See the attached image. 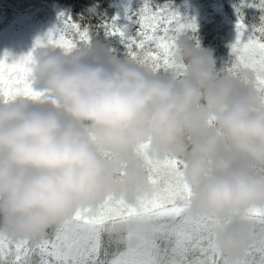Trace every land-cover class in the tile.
I'll return each mask as SVG.
<instances>
[{
  "label": "clouds",
  "instance_id": "9594fccd",
  "mask_svg": "<svg viewBox=\"0 0 264 264\" xmlns=\"http://www.w3.org/2000/svg\"><path fill=\"white\" fill-rule=\"evenodd\" d=\"M175 58L183 67L161 77L132 60L94 62L81 47L33 51L31 78L51 99L0 103L6 236L41 239L108 197L134 206L148 191L134 153L147 144L149 159L184 161L191 216L232 218L213 228V243L229 261L239 257L250 225L236 217L264 208V176L253 171L264 169V108L241 83L248 73L218 74L211 53L186 38Z\"/></svg>",
  "mask_w": 264,
  "mask_h": 264
},
{
  "label": "snow or ice",
  "instance_id": "6c2138e0",
  "mask_svg": "<svg viewBox=\"0 0 264 264\" xmlns=\"http://www.w3.org/2000/svg\"><path fill=\"white\" fill-rule=\"evenodd\" d=\"M247 10H258V25L247 23ZM235 12L231 62L218 74L239 78L248 73L251 79H241V83L255 91L258 107L264 108V0H239ZM123 18L136 25L134 34L125 30L119 16L100 26L107 35L120 38L132 61L152 73L180 71L183 66L175 58L177 42L186 30L195 31L194 22L182 19L167 3L153 5L151 0H143L135 11L126 7ZM59 19L61 26L45 40L38 39L33 51L51 47L67 53L90 42L87 26L81 28L70 16ZM32 54L12 63L6 57L0 59V103L17 97L41 103L51 99L31 78ZM147 148L142 145L134 153L148 184L147 193L134 206L108 197L95 209L77 210L41 239L14 240L0 230V264H264V208H250L236 217L250 227L239 257L229 261L216 250L212 230L232 218L219 221L213 216H191L190 188L182 179L184 161L149 159ZM253 171L264 176V169Z\"/></svg>",
  "mask_w": 264,
  "mask_h": 264
},
{
  "label": "trees",
  "instance_id": "16d2710c",
  "mask_svg": "<svg viewBox=\"0 0 264 264\" xmlns=\"http://www.w3.org/2000/svg\"><path fill=\"white\" fill-rule=\"evenodd\" d=\"M151 2L153 5L167 3L170 10L178 13L182 19L195 23V31L186 30L183 38H186L190 45L211 53L217 73L231 62L230 46L236 38L235 6L239 0ZM142 3L143 0H0V59L6 57V62L12 63L33 52L38 39L45 40L51 30L61 26L59 18L63 15L70 16L81 28L88 27L90 42L78 47L89 51L94 62L102 63L109 56L131 60L120 38L107 35L100 25L106 20L111 21L114 16H119L120 23L126 26L125 30L134 34L136 25L124 20V9L127 7L135 11ZM24 15L29 17L22 21ZM258 16V10H247V23L258 25ZM31 25L35 27L34 32L29 30ZM145 70L152 73L147 68ZM155 74L166 77L168 72L160 71ZM112 235L116 236L117 233L113 232ZM104 239L107 240V234Z\"/></svg>",
  "mask_w": 264,
  "mask_h": 264
},
{
  "label": "rangeland",
  "instance_id": "374dc122",
  "mask_svg": "<svg viewBox=\"0 0 264 264\" xmlns=\"http://www.w3.org/2000/svg\"><path fill=\"white\" fill-rule=\"evenodd\" d=\"M29 17V15H24V18H22V21L23 20H26L27 18ZM28 21V20H27ZM37 27V26H36ZM29 30L31 31V32H34V30H35V27H34V25H31L30 26V28H29ZM26 40V39H25ZM22 47H24V44L22 43Z\"/></svg>",
  "mask_w": 264,
  "mask_h": 264
}]
</instances>
